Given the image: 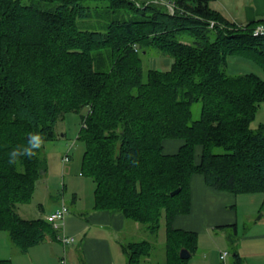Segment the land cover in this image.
I'll return each instance as SVG.
<instances>
[{"label": "trees", "instance_id": "trees-1", "mask_svg": "<svg viewBox=\"0 0 264 264\" xmlns=\"http://www.w3.org/2000/svg\"><path fill=\"white\" fill-rule=\"evenodd\" d=\"M148 1L0 0V230L23 252L58 235L48 219L20 216L17 204L32 199L48 169L45 144L57 138V122L84 108L78 139L94 206L120 211L155 235L164 220L167 264H187L181 249L198 248L196 232L173 225L191 209L194 173L221 190L264 193V123L251 126L264 77L228 70L229 57L240 55L264 72V37L253 34L260 21L239 25L210 0H172L174 13ZM91 18L100 25L79 26ZM154 52L167 69L150 66L144 56ZM30 133L44 145L9 164L8 153L26 146ZM166 138L184 142L166 153ZM231 225L238 235L236 223L220 227ZM153 247L149 240L122 245L128 264ZM233 262L245 264L238 249Z\"/></svg>", "mask_w": 264, "mask_h": 264}, {"label": "crops", "instance_id": "crops-1", "mask_svg": "<svg viewBox=\"0 0 264 264\" xmlns=\"http://www.w3.org/2000/svg\"><path fill=\"white\" fill-rule=\"evenodd\" d=\"M210 6L226 19L239 25L258 21L264 23V0H210ZM230 57L233 59H230L229 62L234 60L235 66L251 65L249 61L252 60L244 56L232 55ZM155 62L157 64L158 60L156 59ZM252 67L256 68L254 65ZM247 72L251 71L248 70ZM257 73L264 77L262 69ZM183 142L184 140L180 138H166L163 141L164 151L166 153L177 152ZM201 155L202 147L198 145L196 148L197 162H200ZM47 172L48 169L40 178L44 180ZM63 201L66 202L64 196L63 198H54L49 210H45L44 206L41 205L42 213L38 214L36 218H46ZM263 202V192L237 194L228 190H221L209 185L202 173H194L191 177V209L187 213L177 214L173 220V225L176 228L196 232L199 246L202 237L214 232L215 228L220 225L236 223L239 232V222L242 215L248 216L249 220H252V214L239 213V207L243 205L248 208L254 206L257 212L262 211L254 226L259 225V232L255 231L249 234V236L244 237V240L245 238H264ZM73 203H77V195L74 196ZM91 205L88 208L75 209L72 214L69 213L64 224L58 229L57 237L47 235L43 242L30 247L26 252L14 244L6 230H0V259H10L11 264H128L122 245L126 243L128 235H132L134 231L141 229V225L133 223L132 219L127 218L120 211L98 209L94 206L95 201ZM68 207L70 212V206L68 205ZM246 222L243 220L242 224L244 225ZM64 233L74 236L75 239L64 242L61 238ZM221 254L222 252L220 253L222 258ZM244 255L241 254L245 259V264H258L256 260L249 263L247 261L249 254Z\"/></svg>", "mask_w": 264, "mask_h": 264}, {"label": "rangeland", "instance_id": "rangeland-1", "mask_svg": "<svg viewBox=\"0 0 264 264\" xmlns=\"http://www.w3.org/2000/svg\"><path fill=\"white\" fill-rule=\"evenodd\" d=\"M133 1H138L140 5H142L143 1L149 2L148 0ZM100 21L97 18L84 21L79 20V26L84 28L87 26V23H92L94 27H97L100 25ZM214 22L213 20L212 24ZM161 56L163 54L154 52L144 57H147L151 67L167 69L168 63ZM156 59L158 60L157 64L155 62ZM230 59L233 58L229 57ZM249 63L251 65L243 64V67H240L235 66L233 60L229 62L228 70L230 73H245L248 70L261 71L260 67L254 64V62L249 61ZM252 65L256 68L254 69ZM200 107L201 105L199 103L194 106L196 115L199 114ZM87 111L88 109L84 108L81 112H68L57 122V138L49 140L45 144L46 156L48 157L47 176H45L44 180L40 178L37 181L32 199L29 202L17 204V213L23 218H36L38 214L42 213L41 205L44 206L45 210H49L53 199L56 197L63 198L64 196V199L70 206V212L67 215L69 213L72 214V211L80 207L88 208L95 201V183L92 177L81 173L85 143L78 139V133L82 126V116ZM262 123H264V101L261 103L251 126L256 128ZM68 153L71 159L64 163L63 158ZM76 195L77 203L75 204L73 203V199ZM239 209V213H251L252 220H249L248 216L245 217L242 215V219L239 222L238 235L235 234V227L232 225L228 227H216L214 232L202 237L197 250L187 259V264H232L235 249H238L243 255L249 254L247 257L249 263L255 262L256 260L258 264H264V238L255 237L245 238L244 240V237L249 236V234L255 231L259 232V225L254 226L256 219H258L262 211L257 212L254 206L248 208L245 205L240 206ZM243 220L247 221L244 225L242 224ZM133 223L141 225V229L134 231L132 235H128L125 242L149 240L154 244L152 252L144 256L139 264H167L166 228L164 220H162L158 235L150 232L141 222L133 220ZM60 245L64 246L63 244ZM224 250L228 254L225 258H221L220 253ZM258 254L260 256H257Z\"/></svg>", "mask_w": 264, "mask_h": 264}, {"label": "built area", "instance_id": "built-area-1", "mask_svg": "<svg viewBox=\"0 0 264 264\" xmlns=\"http://www.w3.org/2000/svg\"><path fill=\"white\" fill-rule=\"evenodd\" d=\"M155 1L166 4L171 13L175 12V3L172 0H155ZM253 34L258 37H264V23L257 24L253 29ZM69 160H70V155L68 153L64 156L63 161L64 163H66ZM68 212H69L68 204L63 201L58 208H56L54 211L50 212L47 215L46 219L51 221L54 227L60 229L61 226L64 224ZM61 238L64 242H70L75 239L74 236L66 235L65 233L61 235ZM227 254H228L227 251H223L221 254L222 258H225Z\"/></svg>", "mask_w": 264, "mask_h": 264}, {"label": "clouds", "instance_id": "clouds-1", "mask_svg": "<svg viewBox=\"0 0 264 264\" xmlns=\"http://www.w3.org/2000/svg\"><path fill=\"white\" fill-rule=\"evenodd\" d=\"M45 141L41 134L30 133L27 138V145L21 148L17 146L8 153V163L15 165L20 157H32L37 155V151L44 145Z\"/></svg>", "mask_w": 264, "mask_h": 264}, {"label": "water", "instance_id": "water-1", "mask_svg": "<svg viewBox=\"0 0 264 264\" xmlns=\"http://www.w3.org/2000/svg\"><path fill=\"white\" fill-rule=\"evenodd\" d=\"M179 191H180V187L175 189L174 191H172V194H175V193H177ZM191 254L192 253H191V251L189 249H187V248H182L181 249L180 255H181L182 258H189L191 256Z\"/></svg>", "mask_w": 264, "mask_h": 264}]
</instances>
